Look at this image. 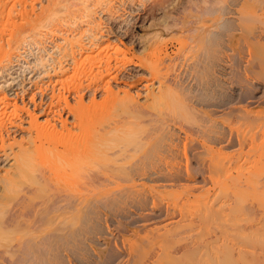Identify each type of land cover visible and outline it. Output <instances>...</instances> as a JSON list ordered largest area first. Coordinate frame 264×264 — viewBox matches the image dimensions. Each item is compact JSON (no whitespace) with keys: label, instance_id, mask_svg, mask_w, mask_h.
<instances>
[{"label":"bare ground","instance_id":"6f19581e","mask_svg":"<svg viewBox=\"0 0 264 264\" xmlns=\"http://www.w3.org/2000/svg\"><path fill=\"white\" fill-rule=\"evenodd\" d=\"M73 1L92 16L96 14L92 8L99 6L98 0ZM152 1L153 7L146 15L153 19L154 11L165 8L170 1ZM229 1L232 0L174 3L172 16L167 15V6L166 17L149 26L157 27L161 34L157 32L149 40V35L137 40V17L130 21L119 17L105 25L95 17L86 18V14L85 20H90L80 21L86 24L85 28L81 26L87 35L86 41L82 38L86 43L79 45V51L60 53L64 62L58 56L52 57L57 53L46 49L48 53L44 54L51 56L37 58L40 64L36 67L46 76L52 77L57 71L65 74L61 73L54 85H34L38 87L35 91H21L23 95L30 92L29 103L21 108L28 127L18 115L17 102H10L9 95H0V161L10 164L0 173V264H55L53 258H59L58 253L65 251L68 243L73 249L80 242L75 248L79 251L83 246L80 237L87 235L80 234L86 232L85 224L80 226L83 214L107 209L117 200V204L121 201L128 208L129 215L124 209L126 222L117 220L122 213L109 220L111 216L100 212L106 216V231L102 227L103 232H97L100 236L93 234L109 251L102 261L105 264H264V0ZM82 28L78 33H83ZM118 29L132 40L131 45L116 36ZM166 33L176 38L181 52H186H177L178 59L176 55L174 59H180L178 64L173 55L160 63L175 71L165 72L157 88L155 83H144L134 69L112 75L111 70L126 65V55L135 49L136 42L137 46L150 42L147 49L154 58H162L164 53L168 58L163 36ZM115 37L113 44L111 38ZM145 52L138 53L143 56ZM150 54L139 62L127 63L135 69L156 66L162 70L163 66L151 62ZM81 65L82 72L77 71ZM71 67L80 72L74 73L82 76L81 82L74 74L69 77ZM207 69L213 73L208 78L204 74ZM108 72L112 80L110 75L104 76ZM73 77L79 82H74V92L76 88L83 89L76 90V106L66 95L70 92L69 82L73 86ZM86 79L89 85L84 88ZM221 86L231 88L232 100L224 103L216 97ZM133 89L137 90L134 94ZM141 89L145 96L142 100ZM225 90L222 88L223 93ZM103 93L107 98L97 103L98 95ZM88 96L92 99L86 105ZM254 105L260 108L254 110ZM98 109L107 113L111 110L117 117L98 127ZM4 120L11 125L8 130ZM159 143L162 149L155 151ZM227 150L239 155L231 158L232 162L225 158L230 164L225 161L222 166ZM146 154L155 156L148 159L151 155ZM190 158L194 162L191 165ZM147 159L151 160L148 164ZM127 221L136 225L133 234L139 236V243L134 244L132 237L128 240L137 244L135 247L125 246L128 236L125 244L121 240L124 245L119 243L122 227L130 228ZM112 222L121 224V228H116V223L114 227L121 229L120 233L112 230ZM93 240L90 242L95 244ZM70 248L67 251L72 254ZM64 255L61 257L67 259Z\"/></svg>","mask_w":264,"mask_h":264},{"label":"rangeland","instance_id":"374dc122","mask_svg":"<svg viewBox=\"0 0 264 264\" xmlns=\"http://www.w3.org/2000/svg\"><path fill=\"white\" fill-rule=\"evenodd\" d=\"M71 1L73 2V3H71ZM167 2H169V3H167L166 4V2H165V8L169 11H167V10H165V8H162V9H160V10H155L154 11V15H153V17L155 18H153L152 19V16H148V15H146V11H148V10H150L153 6H151V5H153L154 3V1H152V0H110V1H108V0H98V2H99V6L98 5H96L95 6V8L93 7L92 9H94V13H96V14H94V16H92L93 14L91 13V15H89L88 14V11H86V10H83L82 11V8H80V6H77V5H79V2L78 1H73V0H0V95L2 96H7V95H9L8 96V98L7 99H9V101L10 102H13V103H16L17 102V105H16V108L17 109H20L19 111H18V115H21V117L23 118V119H25V122L24 123H26V127H28V119L25 117V114L23 113V111H22V109H23V107L25 106V103L27 104V103H29V98H28V95H29V93L30 92H32V91H35V90H37V88L38 87H47V86H50L51 84H53L54 85V83H56L57 81H59L60 79H61V71H57L58 73H53L52 74V77H51V75H49V76H46V74H44V73H41L40 72V68L38 67V65H37V67H36V64H40V63H36V61H38L37 60V58L38 59H40L41 60V58H45V57H47V58H49V56H51V55H47V54H44L46 51H45V49L47 50V51H51V52H55V53H57V54H54V55H52V57H55V56H58V60H62L63 58H61L62 56H59L60 55V53H62V55H63V53L66 51V52H70L71 50L70 49H74L76 52L77 51H79V49H81L80 47L81 46H83V44H85L86 42V37H85V33L83 32V28H85V26H86V24L84 25V24H82V22H86V21H89L90 19H86L85 20V16H86V14H88V16H86V18L88 17H95L96 18V20L98 21L99 20V22H103L105 25L107 24V23H109V21L111 22L112 20L114 21V19H117V18H119V17H121L122 19V21L123 20H132V18H134V17H137L138 18V20H137V22H139V25H138V27H140L138 30H137V32H136V38H137V40L138 39H140L141 37H146V35H149V36H147V40H149V39H151V38H153L154 37V35L156 36V33L157 32H159V30H157L158 28L157 27H155V28H152V27H149L151 24H158V22L160 21V19L162 20L164 17L163 16H165V14L164 13H167L168 12V14L167 15H169V16H172V14H170L171 12L173 13V10H172V6H174V3H175V5H179L181 2H185L186 0H166ZM233 1V0H232ZM232 1H229V2H232ZM77 2V4H75ZM97 2V3H98ZM102 2H103V4H102ZM109 2H111V3H109ZM70 5H69V4ZM102 5H101V4ZM108 3V4H107ZM173 3V4H172ZM76 6H75V5ZM105 4V5H104ZM75 7H74V6ZM110 5V6H109ZM101 6V7H100ZM105 6V7H104ZM104 7V8H103ZM145 8V9H144ZM169 8H171V10L169 9ZM78 9V10H77ZM95 11H97V12H95ZM143 11V12H142ZM85 12V13H84ZM91 12V11H90ZM145 14V15H144ZM85 15V16H84ZM82 16H84V18L82 17ZM80 17V18H79ZM91 17V18H92ZM166 17V16H165ZM149 18H151L150 20H149ZM80 19V20H79ZM107 20V21H106ZM80 21H82V22H80ZM157 21V22H156ZM70 22V23H69ZM153 22H155V23H153ZM68 24V25H67ZM72 24H74V26L72 25ZM80 24V25H79ZM82 24V25H81ZM78 25L81 27H83V25H84V27L82 28V34L81 33H78L79 31L81 32V28L79 29V31H78V29H77V27H78ZM70 28V29H69ZM116 32H117V37H120V39L124 42V43H127V45H131V42H129V41H132V40H130V38H127V37H125V36H123L122 35V33L120 32V29H118V30H116ZM160 34H161V32H159ZM159 34V35H160ZM78 35H79V37H78ZM65 36H66V38H65ZM74 36V37H73ZM87 36V35H86ZM165 38H164V44L166 45V46H168L167 48H166V52L167 53H169V57L168 58H166V53H164L163 54V59L161 58V56L159 55V58H158V55L157 56H155V58L153 57V55H151L152 53V51H149V49H147V48H149V47H151V46H149V44H150V42H149V44L147 45H144L143 44V46L141 45L140 46V44H139V46H137V44L139 43V42H136L135 44H134V46L133 47H135V49H133L132 51H130V52H128L127 53V55H126V58H125V61H127V62H129V61H131V60H133V61H135V62H139V60H143V59H141V58H144V56L145 55H149L150 53V56L148 57V58H150V60H151V62L152 63H154V64H159V66L158 67H160L161 68V66H163V68H161L162 70H159V68H157L156 66H154V69H156L155 71H154V69L152 68V67H150L149 68V70L148 69H140V68H136L135 69V67L133 68V67H131L130 65H129V63H127V62H125L126 63V65L124 66V67H121V68H119V70L118 69H114V70H111L110 72L112 73V75L114 76H116L117 74H119V71H120V74H122V73H124V72H126V73H128V72H130L131 70L133 71V69L135 70V71H133L134 73H135V75H138V77H142L143 79H145V81H144V83H147V84H152V83H155V85H154V87L155 86H157V85H159L158 84V80H159V78L161 77V76H164V77H166V75H167V73H165V72H172L173 73V71H175V69L174 68H172V67H170L169 69L167 68H165V66H167V65H163V64H160V63H163L164 62V60L165 59H168L169 60V58L172 56V58L174 59L175 58V55H176V58L178 57V55H179V53H180V55L182 54V55H184L183 53L184 52H186L185 50L184 51H182L181 52V49H180V46H179V48H178V46H177V43H176V38H172V36L173 35H170V34H167L166 33V35H163ZM167 36V37H166ZM117 37H115V38H111V42L113 43V44H115V42L114 41H116L117 40ZM178 37V36H177ZM78 38V39H77ZM80 38V39H79ZM82 38H83V40H85V41H83L82 40ZM85 38V39H84ZM66 39H68V42L69 43H67V41H65ZM75 39V40H74ZM112 39H114V40H112ZM82 42H80V41ZM155 40V39H154ZM70 41H71V44H70ZM74 41H76V42H74ZM154 42V41H153ZM152 42V43H153ZM166 42V43H165ZM78 43V44H77ZM117 43V42H116ZM80 44H82L81 46H79ZM73 46H75V47H73ZM159 45H157V47H158ZM72 47V48H71ZM137 47V48H136ZM140 47L142 48H144V49H140ZM146 47V48H145ZM62 48V49H61ZM64 48V49H63ZM77 48V49H76ZM177 48H178V50H177ZM59 49V50H58ZM66 49V50H65ZM67 49H69V50H67ZM180 49V50H179ZM43 50V51H42ZM138 50V51H137ZM143 50H146V52H145V54L142 56V54H140L141 53V51H143ZM57 51V52H56ZM60 51V52H59ZM148 51V52H147ZM7 52H8V55H7ZM10 52V53H9ZM138 52H140V53H138ZM177 52H179V53H177ZM41 53H42V55H41ZM46 53H48V52H46ZM6 56H5V55ZM53 54V53H52ZM77 54V53H76ZM178 54V55H177ZM3 55L5 56L4 58H3ZM38 55V56H37ZM41 55V56H40ZM46 55V56H45ZM142 56V57H141ZM165 56V57H164ZM41 57V58H40ZM78 57V60L80 61V59L82 60V57H79V56H77ZM154 59H153V58ZM46 58V59H47ZM56 59H57V57H55ZM80 58V59H79ZM158 58V60H157V62H156V60L155 59H157ZM3 59H5V60H3ZM84 59V58H83ZM178 59V58H177ZM3 60V61H2ZM40 60H39V62H40ZM66 59H64V60H62V62H64ZM153 60V61H152ZM155 60V61H154ZM159 60H160V62H159ZM174 60H176V59H174ZM180 60V59H179ZM179 60H176L175 62L178 64L179 63ZM162 61V62H161ZM66 64V63H65ZM34 67V68H33ZM40 67H41V65H40ZM81 68H76L77 69V71H81L80 69H82V65L80 66ZM42 68V67H41ZM123 68V69H122ZM250 68H252V66H250ZM74 68H69V77H71L73 74V76H75V78H76V76L77 77H79V79L78 78H76L79 82H81V77L80 76H78L79 74H80V72H79V74L78 73H76L77 71L75 70H73ZM79 69V70H78ZM152 69V70H151ZM172 69H174V70H172ZM42 70V69H41ZM118 72H117V71ZM152 72H151V71ZM170 70V71H169ZM131 71V72H132ZM60 72V73H59ZM76 74H78V75H76ZM82 72V71H81ZM105 72V71H104ZM110 72H108L107 74H104V76H108V75H110V76H112L111 74H110ZM212 72V70H209V69H207L205 72H204V74H205V76L208 78V77H210V74H213V73H211ZM117 73V74H116ZM42 74H44V75H42ZM58 74V75H57ZM63 74V73H62ZM65 74V73H64ZM63 74V75H64ZM62 75V76H63ZM140 75V76H139ZM154 75V76H153ZM59 76V77H58ZM110 76H108L109 77V79L110 80H112V78H113V76L110 78ZM114 76V77H115ZM57 77V78H56ZM68 77V78H69ZM108 77H105L106 78V80H108L109 81V79H107ZM155 77V78H154ZM67 78V79H68ZM72 79H74V77L72 78ZM72 79H68V80H72ZM67 80V81H68ZM75 81V79H74V81L72 80V82H73V86L71 85L72 83H70L69 82V84H70V87H69V89L70 90H68V91H70V92H68L66 95H68V98L70 99L69 101H71V104H72V106L74 105V106H76L77 105V97L76 96H74L75 94H76V90L77 91H79V89H80V87L77 89H75V92H74V88H75V83H77L78 81ZM90 80V79H89ZM155 80V81H154ZM52 81V82H51ZM84 81V83L85 84H87V83H89V81H88V79H86V80H83ZM91 81V80H90ZM38 82V83H37ZM75 82V83H74ZM78 82V83H79ZM32 83V84H31ZM91 83V82H90ZM114 82H112V84H113ZM29 84H31V89H30V86H29ZM85 84H83L84 85V88H87L88 87V85L89 84H87L86 86H85ZM157 84V85H156ZM34 85L36 86H38V87H34ZM77 85H79V84H76V86ZM16 86V87H15ZM113 86H115V84H113ZM120 87H121V89H123V85H120ZM222 87V86H221ZM28 89L29 88V91L25 94V95H23L22 93H21V91L22 90H24V89ZM73 88V89H72ZM155 88H157V87H155ZM222 88H223V90H225L224 91V93L222 92ZM221 88V91H219V95H216V97L217 98H219L220 100H221V102H227V99H228V101H230V99L232 100L233 99V95H232V90H231V88L229 89V87H222ZM227 88H228V90H227ZM71 89H72V91H71ZM143 90H144V88H142ZM142 89L139 91V93L141 94V100L142 99H144V95H142L143 93H141L142 92ZM81 90V89H80ZM83 90V89H82ZM81 90V91H82ZM134 90V91H133ZM133 90H131V93L132 94H134L137 90H135V89H133ZM118 90H115V92H117ZM18 94V97H16V93ZM20 94H19V93ZM222 92V94L220 95V93ZM255 92H252V94H254ZM257 93V92H256ZM216 94H218V91L216 92ZM251 94V95H252ZM107 94L106 93H103V94H101V95H98V97H97V103L98 102H103V99L106 97L107 98V96H106ZM0 96V97H1ZM73 96V97H72ZM89 98V99H88ZM91 99H92V97L90 98V96H88L87 98H85V100H84V102H85V104L86 105H88L90 102H91ZM89 100V101H88ZM226 100V101H225ZM88 101V102H87ZM74 103V104H73ZM256 105V104H255ZM251 106V107H253V109L254 110H258L260 107H257V106ZM1 107V106H0ZM22 108V109H21ZM101 110H102V108L103 107H99ZM100 109H98V110H100ZM105 109V108H104ZM252 109V110H253ZM264 109V108H263ZM262 109V110H263ZM100 110V111H101ZM105 110H107V109H105ZM105 110H103V111H101V112H99V111H97L98 112V114H96V124L98 125V127H101L100 126V124H102V125H105V122H106V124H107V122L110 120V122L112 121V120H114V119H116V117H117V114L115 113H113V115H112V113H110V112H112L111 110H110V112H106ZM0 111H2L1 110V108H0ZM109 111V110H108ZM264 111V110H263ZM8 112H10L11 113V110L9 109V111ZM22 112V113H21ZM96 112V113H97ZM115 112V111H114ZM14 114V113H13ZM11 115H12V113H11ZM98 115V116H97ZM115 116V117H114ZM110 118V119H109ZM112 119V120H111ZM71 120H72V118H71ZM98 120V121H97ZM5 121V120H4ZM27 121V122H26ZM5 122H7V124H8V126L6 127V129L8 130V128H10L11 127V125H9V121H5ZM18 122H19V120H18ZM43 122V120H41V123ZM5 124V123H4ZM42 124H45V122H43ZM10 126V127H9ZM17 138V142L19 141H21V138L19 137V136H17L16 137ZM161 143H163L162 141H161ZM166 143H167V141H166ZM164 145V143L162 144V146ZM156 146H158L157 144H156ZM155 146V147H156ZM159 146H160V148H158V147H156V150L155 151H159V149H162L161 148V144L159 143ZM17 148V147H16ZM231 150V149H230ZM230 150H227L226 152L228 153V154H226L225 153V151H224V155L226 154L227 155V157H225V156H223L224 157V159L225 158H228L229 160L232 158H234L235 159V157L236 156H238L237 154H235V151H230ZM155 151L153 152V151H151V153L153 152L154 154H155ZM157 153V152H156ZM230 153H234V155L233 154H231V155H229ZM152 155V154H149V155H151V156H149L148 154H146V156H149L148 157V159H151V158H153L155 155ZM232 155H233V157H232ZM143 157L144 159L143 160H146V158L147 157ZM153 156V157H152ZM228 156H230V158L228 157ZM151 157V158H150ZM147 159V161H146V163L148 164V161H151V160H148ZM228 159H225L222 163H220L222 166H224L223 164H225V161H227V163H229L230 164V161L228 162ZM231 159V162L233 161ZM142 160V161H143ZM190 165L191 164H193L194 162H193V160L190 158ZM145 162V161H144ZM193 162V163H192ZM3 163H5V164H2V161H0V173H3V171H5L8 167H10L9 165L10 164H8V165H6L7 164V162H3ZM219 164V163H218ZM218 164H217V166H218ZM220 164H219V167H220V169H222L223 167H221L220 166ZM229 164H228V166H229ZM214 165V164H213ZM213 165L211 166L210 165V167H212L211 168V170L213 169ZM5 166V167H4ZM6 166H8V167H6ZM215 166V165H214ZM216 166V167H217ZM226 167H227V165H225ZM148 167H149V165H148ZM225 167V168H226ZM229 168V167H228ZM216 169V168H215ZM219 168H217L216 170H218ZM183 178H186V177H184L183 176ZM184 180H187V179H184ZM185 182H187V181H185ZM189 182H191V184L193 185L194 183H193V181L191 180V181H189ZM148 184V183H147ZM15 198V197H14ZM15 202V201H14ZM117 202H118V200L116 201V203L115 202H112L110 205H112V206H110L109 205V207H112V208H109L108 206V208L107 209H101V208H98V211H96L95 209L94 210H87V212H85L84 214H83V220H82V222L80 223V226L81 225H83L84 226V224H85V227H83V226H81V227H83V230L84 231H86L87 232V229H88V233L90 232L91 233V236H88L89 234L88 233H86V232H83L82 230V232L80 233V234H87V235H84V236H82V238L80 237V239H82L81 241V245H83V246H81V247H79V251L78 250H76L75 248L77 247L78 248V245L80 244V242H79V244L76 246V247H72L73 249H71L70 247H68V246H72V243H71V245H69L70 243H68V244H66L65 246H67L68 248H70L69 249V251H71V252H76V251H78V252H76V253H72V254H70L67 250H68V248L66 247V249H65V251L64 250H62V252L61 253H58V255L57 256H59V258L58 257H56V259H54L53 258V261H55L54 263L55 264H68V262L67 261H69L70 262V264H79L81 261H80V259H83L82 261H83V263L81 262V264H84V263H86V264H89V262H87V260L88 261H90V263H92V262H94L95 263V260L97 261L95 264H99V263H101L103 260H104V257H105V259L107 258V256L108 255H106L107 254V248L105 247V245H104V247H102V245H100L101 243H100V241L98 240V239H96V237H98V236H100V234L103 232V230H105L106 231V228H105V224H106V222H105V219L104 218H106V216L108 215V216H111V217H108L109 218V220H111L110 218H112L113 217V220H114V217L115 218H117V216L119 215V214H121V215H119L118 216V218H117V220L119 219V218H121L122 220V222H126L125 220H127V219H124L123 218V216H127V215H129L130 213L127 211V209L128 208H126L127 206L125 205L124 206V204L123 203H121V201H120V203H118L117 204ZM121 204V205H120ZM123 204V205H122ZM120 205V206H119ZM12 206H13V204H12ZM11 206V208H13ZM122 206H123V208H122ZM115 207V208H114ZM117 207H121L120 208V210H121V212H120V210L119 209H117V211L115 210ZM101 209V210H100ZM112 209H114V210H112ZM124 209H125V211L126 212H128V214L124 211ZM100 210V211H99ZM108 210H110L109 212H108ZM95 211L97 212V213H95ZM113 211H114V213H117V215L115 214H113ZM11 212V211H10ZM91 212H93V216L95 217V218H100V220L98 221L97 219H95V221L93 220V216H91ZM100 212H102L103 213V215H106V216H104L103 217V215L100 213ZM111 212V213H110ZM118 212H119V214H118ZM91 213V214H90ZM88 214H90L89 216H87ZM95 214H97V215H95ZM99 214L101 215V216H99ZM124 214H127V215H124ZM86 215V216H85ZM96 216H98V217H96ZM121 216V217H120ZM9 217V216H8ZM85 217V218H84ZM86 217H88L87 218V220H89L88 222L86 221ZM93 220V221H91V219ZM103 219H104V221H103ZM116 220V219H115ZM83 221H84V223H83ZM97 221V222H96ZM119 221V220H118ZM94 223V225H93V223ZM96 222V223H95ZM101 222L103 223V226L101 225ZM109 222V221H108ZM128 222V221H127ZM88 223V225L89 226H87L86 224ZM91 223H92V225H91ZM116 223V222H115ZM114 222H112V224L110 223V225H111V228H112V230L113 229H116V228H121L120 226H121V224H120V226H119V224L118 223H116V224H118V226L119 227H116V224H115ZM121 223V222H120ZM100 225V226H99ZM126 225H128V227H130L128 230H125L123 227H122V232H121V235L119 236V243L121 242L122 243V241H123V243H124V238H126L127 236L129 237L128 239H125V243H127L128 242V240L132 237V242L135 244V242L138 244L139 243V236H134V234H133V230H134V228L136 227V225H131V224H129V222L126 224ZM91 226H93V227H91ZM96 226H98V227H96ZM133 226V227H132ZM81 227H80V229H81ZM87 227V228H86ZM102 227H103V230H101L102 229ZM114 227H116V228H114ZM117 231H118V233H120V230H118V229H116ZM132 232H131V231ZM95 231V232H94ZM102 231V232H101ZM128 232L129 234H127V233H125V232ZM93 232V233H92ZM100 233V234H98V233ZM124 232V233H123ZM96 233V234H95ZM93 234H95L96 235V237H95V235L93 236ZM122 234H123V236H122ZM143 233H141V235H142ZM132 235V236H131ZM85 236H87L86 238H88V241H87V239L85 238ZM143 236V235H142ZM91 237H93L91 240H89ZM121 237V238H120ZM135 237V238H134ZM253 238H255L254 237V235L252 236ZM86 240V243H84L85 241H83L84 239ZM122 238H123V240H122ZM138 238V239H137ZM93 239H95V240H93ZM133 239H136V240H134L133 241ZM93 240V242H95V244L94 243H92V242H90V241H92ZM99 241V243L97 242V241ZM122 240V241H121ZM118 241V240H117ZM129 241H131V240H129ZM101 246H97V243ZM127 243V245H125L126 247H129L130 245H132L133 243ZM244 242V241H243ZM82 243H84V244H82ZM89 243V244H88ZM92 243V244H91ZM120 243V245H124L123 243L121 244ZM245 243V242H244ZM86 244H88V245H86ZM91 244V245H90ZM130 244V245H129ZM133 244V246H130V247H135L136 245H134ZM246 244V243H245ZM75 245V244H74ZM85 245H86V247H85ZM91 247H92V251H91ZM99 247V248H98ZM84 248V249H83ZM96 248V249H95ZM105 248V249H104ZM98 249H99V252L100 251H103V252H100L101 254H96V253H99L98 252ZM73 250V251H72ZM76 250V251H75ZM93 250H94V252H95V256L93 255ZM92 252V253H91ZM109 252V251H108ZM68 253V254H67ZM79 253V254H78ZM81 253V254H80ZM60 254V255H59ZM63 254H65V255H67L68 257H67V259H66V257H61V255L63 256ZM92 254V255H91ZM64 255V256H65ZM72 255V256H71ZM76 255H78V256H76ZM79 255H81L80 256V259H79ZM100 257H99V256ZM103 255V256H102ZM104 255H106V256H104ZM83 256H85L84 258H86V259H84V258H82ZM89 256V257H88ZM97 256H98V258H97ZM71 257V258H70ZM73 257H75V259L73 258ZM90 258L91 257V259H88V258ZM92 257H93V259H92ZM99 258H100V262H99ZM69 259V260H68ZM77 259H79V261H77ZM72 260V261H71ZM92 260H94V261H92ZM262 260H264V259H262ZM76 261H77V263H76ZM105 261V260H104ZM64 262V263H63ZM65 262H67V263H65ZM75 262V263H74ZM51 263H53L52 261H51ZM102 264H105V263H103L102 262Z\"/></svg>","mask_w":264,"mask_h":264}]
</instances>
